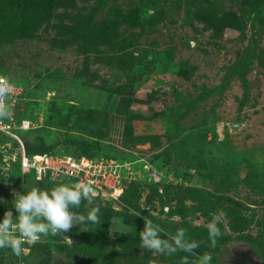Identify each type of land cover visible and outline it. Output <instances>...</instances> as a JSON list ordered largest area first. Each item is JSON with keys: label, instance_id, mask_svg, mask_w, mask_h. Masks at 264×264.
I'll return each mask as SVG.
<instances>
[{"label": "rangeland", "instance_id": "rangeland-1", "mask_svg": "<svg viewBox=\"0 0 264 264\" xmlns=\"http://www.w3.org/2000/svg\"><path fill=\"white\" fill-rule=\"evenodd\" d=\"M33 1V28L0 17V77L18 92L14 119L32 127L17 136L112 183L95 189L99 224L25 242L19 257L0 249V264H181L205 252L264 264V0ZM15 141L0 133V221L18 215L23 185L78 182L22 174ZM144 216L163 238L186 230L195 255L142 248Z\"/></svg>", "mask_w": 264, "mask_h": 264}, {"label": "clouds", "instance_id": "clouds-1", "mask_svg": "<svg viewBox=\"0 0 264 264\" xmlns=\"http://www.w3.org/2000/svg\"><path fill=\"white\" fill-rule=\"evenodd\" d=\"M14 87L13 83L0 77V121L12 117L6 99ZM23 188L25 189L23 194L13 192V208L18 215L14 216L9 210L0 221V249L10 248L17 257L22 255L23 243L35 244L42 235L67 233L74 226L88 222L100 223V208L94 205L96 191L90 182L61 183L51 189H40L35 186L28 188L25 184ZM84 201L85 207L89 209L86 215L73 210L79 209ZM136 215L140 216L141 213ZM143 219L144 227L139 232L142 248L154 254L171 255L183 251L195 255V249L199 245L186 239V230L178 229L175 235L163 238L161 233L164 230L159 224H155L147 216ZM220 222V215L213 213L207 225L212 247H215L217 238L222 234L218 226ZM113 224L115 225V221ZM211 261V254L205 252L194 261H189L188 256H185L181 264H211ZM149 264H157V261L152 260Z\"/></svg>", "mask_w": 264, "mask_h": 264}, {"label": "built area", "instance_id": "built-area-1", "mask_svg": "<svg viewBox=\"0 0 264 264\" xmlns=\"http://www.w3.org/2000/svg\"><path fill=\"white\" fill-rule=\"evenodd\" d=\"M18 92L14 87L13 92L10 96L6 99V103L13 112V108L17 101ZM31 123L26 120H21L20 122L16 121L13 117L10 119H5L0 121V133L6 135L7 137L14 138L15 141V149L13 152L15 153L14 157L15 161L18 163L19 170L22 174H26L27 172H32L36 180H53V181H60L65 177L71 178L75 181H84L90 182L91 185L96 189L101 187L108 186L109 174L105 175V172L100 173L101 171L96 169L95 166H91L88 163H81L77 159L64 156L58 158L57 155L54 154H41V155H29L24 148V140L19 139L17 136V130H31ZM112 185L109 186V188Z\"/></svg>", "mask_w": 264, "mask_h": 264}, {"label": "trees", "instance_id": "trees-1", "mask_svg": "<svg viewBox=\"0 0 264 264\" xmlns=\"http://www.w3.org/2000/svg\"><path fill=\"white\" fill-rule=\"evenodd\" d=\"M243 1L247 5H252L253 3H258L261 0ZM39 11L38 5L33 0H0V17L3 16L4 19H8L10 23L15 25L16 29L21 28L22 30H28L33 28L37 23L36 21L40 17ZM31 152L35 155L40 154L39 151L31 150ZM32 153H30L28 147V154L33 155ZM14 162L19 169L17 161L14 160Z\"/></svg>", "mask_w": 264, "mask_h": 264}, {"label": "water", "instance_id": "water-1", "mask_svg": "<svg viewBox=\"0 0 264 264\" xmlns=\"http://www.w3.org/2000/svg\"><path fill=\"white\" fill-rule=\"evenodd\" d=\"M26 147H27V146H26V143H24V148H25V150H26Z\"/></svg>", "mask_w": 264, "mask_h": 264}]
</instances>
